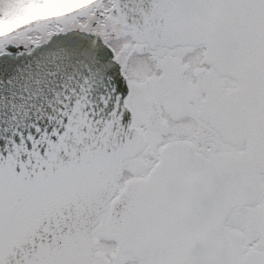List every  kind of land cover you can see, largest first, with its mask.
Masks as SVG:
<instances>
[{
  "label": "snow or ice",
  "instance_id": "snow-or-ice-1",
  "mask_svg": "<svg viewBox=\"0 0 264 264\" xmlns=\"http://www.w3.org/2000/svg\"><path fill=\"white\" fill-rule=\"evenodd\" d=\"M0 264H264V0H0Z\"/></svg>",
  "mask_w": 264,
  "mask_h": 264
}]
</instances>
